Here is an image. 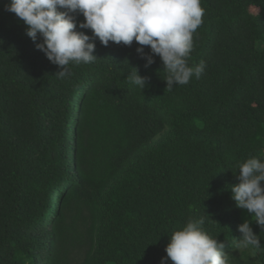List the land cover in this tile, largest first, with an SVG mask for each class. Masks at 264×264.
<instances>
[{"label":"trees","instance_id":"trees-1","mask_svg":"<svg viewBox=\"0 0 264 264\" xmlns=\"http://www.w3.org/2000/svg\"><path fill=\"white\" fill-rule=\"evenodd\" d=\"M7 1L0 0V264H161L165 237L210 208L204 230L225 242L230 264H264V228L230 190L241 163L264 160V0H201L188 64L203 60L206 71L171 89L160 56L146 68L135 40L104 46L96 38L97 59L70 63L60 79L62 68L36 48L43 37L33 42ZM73 15L74 31L92 36L79 27L84 15ZM132 68L148 86L129 81ZM75 97L84 111L76 130L72 108L59 111ZM156 217L167 218L168 229ZM245 220L259 249L236 248ZM159 231L165 247L156 254Z\"/></svg>","mask_w":264,"mask_h":264},{"label":"clouds","instance_id":"clouds-1","mask_svg":"<svg viewBox=\"0 0 264 264\" xmlns=\"http://www.w3.org/2000/svg\"><path fill=\"white\" fill-rule=\"evenodd\" d=\"M6 3V10L18 17L14 21L21 19L28 26L26 34L33 42L38 34L43 37L36 48L43 51L51 63L62 68L55 74L60 79L70 75V63L87 64L97 59L93 54L96 38L104 46L110 41L131 46L135 40L141 46L136 51L146 60V68L155 63L153 54L159 55L167 72L164 79L167 89L176 84L186 85L193 76L198 79L207 68L203 60L198 66L188 64L194 48V33L202 25L205 14L201 0H8ZM76 12L85 17L79 27L91 29L92 36L74 31L77 21L73 14ZM143 46H150L152 54L146 53ZM132 69L135 71L128 74L129 81L141 88L148 86V77L141 76L138 68ZM26 70L29 69L26 67ZM68 107L72 108L69 123L74 122L76 130L84 114L83 103L75 97L73 102L59 108L60 113ZM237 175L239 184L230 187L232 199L238 208L254 215V221L264 228V160L247 159L239 165ZM218 185L211 188V196ZM214 213L210 208V213L204 217L189 219L181 230L165 237L170 242L161 264H167L169 258L174 264H230L231 255L224 252L225 242H218L203 227L205 219ZM156 220L162 221L168 229L167 218L156 217ZM251 224L245 220L238 226L242 233L236 244L239 251L261 247V239L253 232ZM157 227L159 230V225ZM159 237L161 245L154 250L156 254L165 247L160 231Z\"/></svg>","mask_w":264,"mask_h":264},{"label":"rangeland","instance_id":"rangeland-1","mask_svg":"<svg viewBox=\"0 0 264 264\" xmlns=\"http://www.w3.org/2000/svg\"><path fill=\"white\" fill-rule=\"evenodd\" d=\"M251 11H253L254 13H257L259 11V8L256 6H251L250 7Z\"/></svg>","mask_w":264,"mask_h":264}]
</instances>
